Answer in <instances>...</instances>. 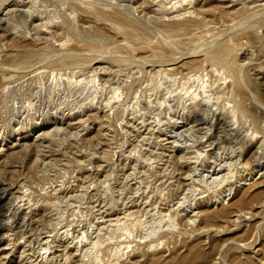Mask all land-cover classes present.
Returning a JSON list of instances; mask_svg holds the SVG:
<instances>
[{"label": "rangeland", "instance_id": "rangeland-1", "mask_svg": "<svg viewBox=\"0 0 264 264\" xmlns=\"http://www.w3.org/2000/svg\"><path fill=\"white\" fill-rule=\"evenodd\" d=\"M260 161L264 0H0V264H264Z\"/></svg>", "mask_w": 264, "mask_h": 264}, {"label": "bare ground", "instance_id": "bare-ground-1", "mask_svg": "<svg viewBox=\"0 0 264 264\" xmlns=\"http://www.w3.org/2000/svg\"><path fill=\"white\" fill-rule=\"evenodd\" d=\"M181 2H182V1H181ZM187 3H188V2H187ZM173 62H174V61H173ZM203 85H204V84H203ZM204 88H206V87L204 86L203 89H204ZM204 91H205V89H204ZM203 93H204V92H203ZM209 94H210V93H209ZM111 101H112V100H111ZM256 134H257V133H256ZM255 147H256V146H255ZM240 148L242 149L241 146H240ZM254 149H255V148H254ZM235 150H236V149H235ZM250 151L253 152V151H252V148H250ZM251 152H250V153H251ZM263 163H264V162H261V161H260V162H258V163L256 164V167H257L256 172H257V173H259L260 170L263 168ZM230 168H231V167H230Z\"/></svg>", "mask_w": 264, "mask_h": 264}]
</instances>
